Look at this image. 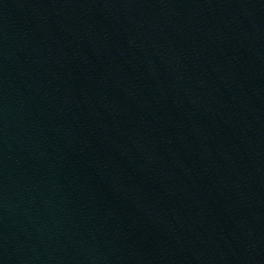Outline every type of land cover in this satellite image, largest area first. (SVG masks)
I'll return each mask as SVG.
<instances>
[{"label":"water","instance_id":"obj_1","mask_svg":"<svg viewBox=\"0 0 264 264\" xmlns=\"http://www.w3.org/2000/svg\"><path fill=\"white\" fill-rule=\"evenodd\" d=\"M0 264H264V0H0Z\"/></svg>","mask_w":264,"mask_h":264}]
</instances>
